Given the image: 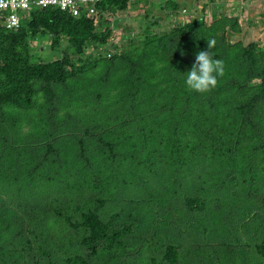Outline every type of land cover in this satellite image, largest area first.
<instances>
[{"label":"rangeland","instance_id":"374dc122","mask_svg":"<svg viewBox=\"0 0 264 264\" xmlns=\"http://www.w3.org/2000/svg\"><path fill=\"white\" fill-rule=\"evenodd\" d=\"M176 1L182 9H162L166 0H142L126 11L106 13L102 28H109L115 41L71 57V63L89 67L83 78L54 85L52 105L36 95L38 106L25 112L23 124L0 121V264H264V101L255 103L249 116L245 112L260 80L247 73L244 60L207 93L184 83L201 51L197 38L205 32L223 37L231 59L250 48L258 70H264V0ZM193 20L201 22L200 29L172 45L183 75H167L164 82L181 87L179 95L191 92L186 108L202 109L190 112L200 115L198 121L192 117L176 128L172 123L170 140L163 142L174 118L171 109L162 103L150 108L158 113L153 122L140 113L145 95L137 80L147 74L146 63L140 60L132 77L127 64L109 71V56L121 54L131 41L134 49L144 47L152 63L159 44L151 36L164 37ZM51 43L32 44L35 63L59 59L67 48L62 42L53 49ZM124 76L132 81L116 82ZM107 92L125 96L114 98L121 99L115 105L95 103ZM115 110L119 118L111 116ZM98 135L115 143L111 152L98 145ZM153 140L169 143L167 152L153 153L158 160L137 148L139 141ZM18 190L28 193L16 196ZM186 197L197 200L193 208ZM87 212L110 221L111 232L128 230L85 258L81 241L88 230L80 222ZM168 246L175 247L174 263L166 256Z\"/></svg>","mask_w":264,"mask_h":264},{"label":"trees","instance_id":"16d2710c","mask_svg":"<svg viewBox=\"0 0 264 264\" xmlns=\"http://www.w3.org/2000/svg\"><path fill=\"white\" fill-rule=\"evenodd\" d=\"M138 1L142 0H100V3H98L96 7L99 12L98 21L96 23L84 15L73 17L56 8L48 7L44 9H31L28 12L23 13L21 15L20 25L17 29L7 30L0 24V111L9 114L12 117L13 126L17 125V122L21 118H23V120L27 119V115H25L26 111L30 112L32 109H35L34 105L38 106V104L34 103L36 95L41 93L42 97L45 98L46 103L52 105L56 99L54 85L68 86V81L71 79H74L75 77L83 78L84 73H87L89 67L71 63V57L81 54L83 49L88 46L92 45L95 47L105 44L108 39H113V41H115L112 31L109 28H102L106 24V21L102 18L106 13H119L126 11L129 6H135V3H138ZM166 3L168 6L164 3L162 9L169 7L174 11V9L179 10V7L182 6L176 0H166ZM201 26L202 24L199 20H193L184 28H176L173 33L164 35V37L158 36L156 38L151 36L153 41L160 45L159 47V45L155 44L157 50H159L158 53L154 51L153 53L151 52L153 59L152 63L154 65H152L149 57L146 56V51H142L144 47H140L141 51L138 48L134 49L131 47V41L122 45H127L128 48H123L122 50L124 51H122L121 54L114 56L111 55L112 57L109 56V71H117L116 69L118 67L121 68L127 64L128 66L124 69H128L131 76L134 67L140 63V60H142L143 63H146L147 74L145 73V76L143 74V76L137 80L138 84H141L145 95L144 100L140 103L144 105L143 110L140 113H143L145 116L147 115L149 121H156L158 119V113L156 114V111L150 110V108L153 109L156 104L158 105L159 103H162L166 106L165 108L171 109L174 117L173 120H171V124H169L170 127L168 132L162 136L160 139L161 141H163L164 138H167L166 142L167 140H170L169 137L171 134L172 123L175 124L176 128L178 123L187 125V122H189L192 117H194L196 121L199 119L198 117L200 115L196 116L194 114L191 116L190 112L193 110L199 111L201 108L200 106L194 107L192 105H187L189 107L186 108L184 105L185 100L190 97L191 92L188 96L179 95V91L183 92V89L181 87H174L173 85L167 86V83L165 84L164 82V77L167 75H183L184 69L179 64V58L181 56H179L178 52L172 51V45L175 44V42L179 43L180 41L193 36ZM206 35L207 32L197 38L198 48L200 50L209 51V54L214 59H221L223 61L224 75L230 76V74L232 75L233 73H236L239 69L237 65L242 64L245 60L247 73L253 74L259 78V91L245 104V112L249 116L254 104L259 101H264V70H258L256 59L250 48L242 49L240 59H231V55L225 53L226 47L223 37L217 36V34H213L212 37H205ZM38 39L50 40L52 42L50 46L53 49H56L58 44L60 45L62 42L67 44V48L61 50L62 55L59 59L47 63H35L33 57L37 50L32 48V44ZM210 41H215V44L209 49L207 48V45ZM135 54L136 56L134 57ZM109 77H111L110 74H108V78ZM151 77H154V83L150 81L149 78ZM116 79L118 80V78ZM177 80L182 82L185 79ZM130 81H128L127 78L125 80L124 76L123 82H116L127 83ZM163 83L165 84V87ZM122 87L123 89L121 90L124 91V94L128 93V85H122ZM69 91V96L75 94L71 89H69ZM124 94L121 96V93H119L117 96H114L111 92H107L106 95L104 94L103 98L98 94L96 97L98 100L95 103L101 105L104 102H109L107 100H112V105H115ZM77 95H75L76 100L80 98L81 94L77 93ZM106 96H108V98ZM116 97L120 98L114 99ZM82 103L86 104L85 101H82ZM53 110L52 106L47 109V111L51 112ZM43 111L44 110L41 109L42 115ZM22 113L23 115H21ZM140 113L138 114L140 115ZM119 114L120 113L115 110L112 112L111 116L119 118ZM127 114L128 112L126 111L121 115L126 117ZM162 119H164V117ZM166 120L167 119H164V122ZM181 133L184 135L186 134V132ZM96 140H98V145L107 149L108 152H111L113 147H115V143L110 138H107L106 135H98L96 136ZM161 141L153 140L151 143L139 141L137 148L140 151H147L148 154H155L163 151L167 152L164 147L169 143L162 146ZM79 144L82 150L83 143L80 141ZM147 144H150L149 146H151V150L150 148H146ZM128 146L131 147V145ZM175 148L179 156L183 155L178 147L175 146ZM48 150L49 152H52L50 146H48ZM137 152L139 151L137 150ZM154 154L152 155L153 160H158L157 157L154 159ZM25 192L23 190H18L16 196ZM30 192L32 193L31 190ZM185 201L191 208H193L194 202H197L196 199L187 197L185 198ZM197 204L200 206L201 203L198 202ZM80 224L88 230V234L81 241L86 254H84L85 258L88 255L94 254L96 249L103 244L104 247H109L110 242L113 241L120 232L126 233L128 230V226H125L120 230L109 231L110 221L106 223L103 222L94 212L82 214ZM174 249V246H168L166 248V256L170 258L172 263H174L175 257ZM73 260L76 261L78 259L67 258L66 262H74ZM80 260L82 261V259Z\"/></svg>","mask_w":264,"mask_h":264},{"label":"built area","instance_id":"2783aa9c","mask_svg":"<svg viewBox=\"0 0 264 264\" xmlns=\"http://www.w3.org/2000/svg\"><path fill=\"white\" fill-rule=\"evenodd\" d=\"M100 0H0V24L7 30L17 29L21 15L31 9L56 8L73 17L82 15L98 21Z\"/></svg>","mask_w":264,"mask_h":264},{"label":"clouds","instance_id":"9594fccd","mask_svg":"<svg viewBox=\"0 0 264 264\" xmlns=\"http://www.w3.org/2000/svg\"><path fill=\"white\" fill-rule=\"evenodd\" d=\"M215 41H210L207 48H211ZM224 73L221 59H214L209 51L201 50L195 55L191 69L184 75L185 85L196 93H207L217 84V78Z\"/></svg>","mask_w":264,"mask_h":264},{"label":"crops","instance_id":"0c3cea01","mask_svg":"<svg viewBox=\"0 0 264 264\" xmlns=\"http://www.w3.org/2000/svg\"><path fill=\"white\" fill-rule=\"evenodd\" d=\"M12 117L9 114L2 113L0 111V121L7 124H12ZM22 123L21 121H18L17 124ZM23 124V123H22ZM24 126V125H23ZM2 132H4L2 129H0Z\"/></svg>","mask_w":264,"mask_h":264}]
</instances>
